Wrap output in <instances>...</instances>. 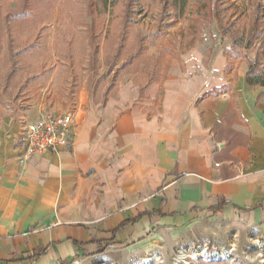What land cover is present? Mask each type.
Instances as JSON below:
<instances>
[{"label": "crops", "instance_id": "obj_1", "mask_svg": "<svg viewBox=\"0 0 264 264\" xmlns=\"http://www.w3.org/2000/svg\"><path fill=\"white\" fill-rule=\"evenodd\" d=\"M226 65L218 49L207 66L172 64L142 90L126 77L103 101L79 94L65 109L74 141L57 153L23 160L21 123L0 125V264L67 242L139 239L201 215L264 228V85Z\"/></svg>", "mask_w": 264, "mask_h": 264}, {"label": "rangeland", "instance_id": "obj_2", "mask_svg": "<svg viewBox=\"0 0 264 264\" xmlns=\"http://www.w3.org/2000/svg\"><path fill=\"white\" fill-rule=\"evenodd\" d=\"M181 1L0 0V125L21 123V150V132L34 114L67 112L79 94L103 101L126 77L142 90L146 81L165 79L172 64L183 73L207 66L218 49L227 69L247 71L262 41L252 37V28H264L250 6L243 0ZM23 264H264V228L201 215L153 227L139 239L55 245Z\"/></svg>", "mask_w": 264, "mask_h": 264}, {"label": "built area", "instance_id": "obj_3", "mask_svg": "<svg viewBox=\"0 0 264 264\" xmlns=\"http://www.w3.org/2000/svg\"><path fill=\"white\" fill-rule=\"evenodd\" d=\"M74 121L70 112H45L21 132V159L36 153H57L72 145ZM218 165V163H216Z\"/></svg>", "mask_w": 264, "mask_h": 264}, {"label": "trees", "instance_id": "obj_4", "mask_svg": "<svg viewBox=\"0 0 264 264\" xmlns=\"http://www.w3.org/2000/svg\"><path fill=\"white\" fill-rule=\"evenodd\" d=\"M243 1H245V4H247L248 7L250 6L251 12L254 13V17H255L254 20H255V22L258 23V24L259 23H262L263 24L264 23V0L255 1L256 2V3H254L255 5L251 4L252 3L251 0H243ZM181 2H182V5H183L184 4V0H182ZM219 3L220 2L217 1L214 4L216 6L215 14H216L217 17H218L217 14L220 11V9H218L219 8L218 7L219 6L218 5ZM173 4H174V6H177L179 4L178 0H174ZM246 8L247 7H245L244 10H243V13H242L243 16H247V14H248L246 12ZM219 27H221V23H220V26ZM252 34H253L252 37L262 39V41H261V45L258 48V51L256 52L257 53V57H256L255 61L249 64V68H248V70L245 73V80H246V82L249 85H252V86H260V85H264V65L262 67H261V65H259V60L262 57H264V28L262 27L259 30H258L257 27L252 28ZM233 40H234V38H233ZM250 43H251V41H249L248 45ZM258 65L260 67H258ZM214 90L215 89H212L210 91H206L205 93H203V96L208 95L209 93L213 92ZM221 204H224V201H222ZM122 224H124V223H121V225ZM43 253H44V250L43 249L32 250V251H30L28 253V255L25 256V258L26 259H36L39 256H41Z\"/></svg>", "mask_w": 264, "mask_h": 264}, {"label": "bare ground", "instance_id": "obj_5", "mask_svg": "<svg viewBox=\"0 0 264 264\" xmlns=\"http://www.w3.org/2000/svg\"><path fill=\"white\" fill-rule=\"evenodd\" d=\"M196 251H192V256H195L196 255ZM182 254V253H181ZM183 256V255H182ZM185 257V256H184ZM181 258V257H180ZM150 259H145L144 261L146 262V261H149Z\"/></svg>", "mask_w": 264, "mask_h": 264}]
</instances>
